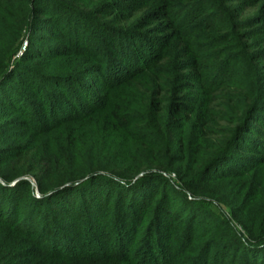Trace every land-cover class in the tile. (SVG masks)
<instances>
[{"label":"trees","instance_id":"16d2710c","mask_svg":"<svg viewBox=\"0 0 264 264\" xmlns=\"http://www.w3.org/2000/svg\"><path fill=\"white\" fill-rule=\"evenodd\" d=\"M227 263L264 264V0H0V264Z\"/></svg>","mask_w":264,"mask_h":264},{"label":"rangeland","instance_id":"374dc122","mask_svg":"<svg viewBox=\"0 0 264 264\" xmlns=\"http://www.w3.org/2000/svg\"><path fill=\"white\" fill-rule=\"evenodd\" d=\"M30 37H31V33L28 32L26 34L24 43H27L29 41ZM23 47H24V45H23ZM62 134H63L62 132H57V133L54 134L55 136H54V138H52V140H53L52 145L56 144V142H54V140H59L62 137ZM37 139H39V138H37ZM39 140H43V139L40 138ZM82 140H84V139L82 138ZM164 179H167V178L165 177ZM170 179L171 180H170V187L169 188L171 189V187H172V188L176 189L177 192H179V194H176L173 197V201L175 202V204H177L178 206H181L182 207V206H184L183 200H185V198L182 197V196H180L182 194L181 191H180V187H179L180 186V183L178 182V180L176 179V177L174 175L171 176ZM29 181L33 185V187L36 188L35 181L32 180V179H29ZM103 184H104L103 187L106 189L105 193H107V189H112L109 192L112 193V194H115V196H117V194L119 192V190L117 188L114 190L113 189L114 187H111V185H110L109 182L103 181ZM115 202H116V200H115ZM191 209H193L196 214L204 216V218L208 214L209 215L210 214L213 215L214 216V220H212V219H207L206 220L207 224H209L213 229H216L219 226L220 227L223 226L220 229V232L221 233L224 232L225 229L226 230H230V228L227 226V224H228L227 223V220H228V212H230V210H229V208L226 205H222L218 201H213V202H206V203H199V204L197 203V204H194L193 207H191ZM225 213H226V215H225ZM235 227H236L235 230L237 232H240L241 234H244V231L242 230V228L239 225H236ZM234 236H236V235H234ZM228 238H226V236H224V238L220 242L222 244L228 243L227 246H229V247L232 246V248L234 249L233 243L235 242V238H232V239L230 237H228ZM227 264H229V263H227Z\"/></svg>","mask_w":264,"mask_h":264},{"label":"built area","instance_id":"2783aa9c","mask_svg":"<svg viewBox=\"0 0 264 264\" xmlns=\"http://www.w3.org/2000/svg\"><path fill=\"white\" fill-rule=\"evenodd\" d=\"M27 49V43L24 44V47L22 48V52L20 53L21 55L23 54V52H25Z\"/></svg>","mask_w":264,"mask_h":264}]
</instances>
